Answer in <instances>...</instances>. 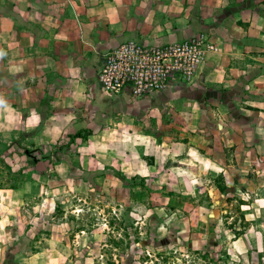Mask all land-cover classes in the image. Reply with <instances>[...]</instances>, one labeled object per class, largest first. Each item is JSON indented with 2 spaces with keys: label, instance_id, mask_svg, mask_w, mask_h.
Wrapping results in <instances>:
<instances>
[{
  "label": "crops",
  "instance_id": "0c3cea01",
  "mask_svg": "<svg viewBox=\"0 0 264 264\" xmlns=\"http://www.w3.org/2000/svg\"><path fill=\"white\" fill-rule=\"evenodd\" d=\"M202 32L215 51L190 82L134 97L97 80L119 43ZM108 171H156L162 186L172 177L199 196L180 219L192 231L179 238L181 251L226 244L242 264L261 253L257 232L232 222L227 205L237 201L243 223L259 219L255 201L264 210V0H0V264H85L89 236L70 238L72 224L57 217L68 191L55 180ZM206 220L227 238H207L198 229Z\"/></svg>",
  "mask_w": 264,
  "mask_h": 264
},
{
  "label": "rangeland",
  "instance_id": "374dc122",
  "mask_svg": "<svg viewBox=\"0 0 264 264\" xmlns=\"http://www.w3.org/2000/svg\"><path fill=\"white\" fill-rule=\"evenodd\" d=\"M23 167L15 172L20 173L16 176L17 180L21 178ZM155 174L158 173L153 171V175L146 178L138 175L129 178L120 172L108 171V177L59 180L63 181L61 184L55 180L57 187L65 185L68 191L63 193L65 197L59 195L61 201L57 203L59 205L57 217L72 224L70 238H74L76 232L80 233V229L89 236L85 238L87 243L81 252L82 260L87 257L85 264H109L111 260L115 262L114 255H117L119 264H242V260L229 259L224 249L226 244L221 249H215L209 244L200 250L194 249L192 245L186 251H181L182 244L179 238L186 236L188 232L191 234L192 231L185 224L186 221L182 222L180 219L182 215L190 214L192 204L196 203V201L193 203V200L199 196L192 197L186 187L183 193V190L175 185L172 177L167 181L169 184L162 186ZM9 178L14 179L12 176ZM16 179L14 180L17 181ZM197 181L207 183L202 177ZM6 183L12 184V181ZM199 195H203L201 201L206 204L205 195ZM79 197H82L81 201ZM258 202L254 203L258 209L256 208V211L251 209L250 213L254 217L258 215L259 219L246 223L239 219L241 212L240 209L237 210V201L233 200L227 205V214L234 216L232 222L233 220L240 222L241 227L244 226L245 229L253 228L257 232L256 238H260L263 242L261 253L255 254L251 251L252 248H249V253L252 252L249 256H253V260L248 264H264L261 259L262 256L264 257V210L259 208ZM81 204L83 211L77 216L68 212L73 205L75 208ZM61 206L64 208L60 209ZM198 227L200 231L207 233V238L220 237L219 232V235L215 236V225L208 220L200 221ZM158 238L166 239L170 243L169 247H160ZM220 238L227 237L223 233ZM171 239L174 241L171 242Z\"/></svg>",
  "mask_w": 264,
  "mask_h": 264
},
{
  "label": "built area",
  "instance_id": "2783aa9c",
  "mask_svg": "<svg viewBox=\"0 0 264 264\" xmlns=\"http://www.w3.org/2000/svg\"><path fill=\"white\" fill-rule=\"evenodd\" d=\"M214 51L203 32L163 44L127 40L105 54L97 80L109 92L128 89L134 97H142L164 90L171 79L190 82Z\"/></svg>",
  "mask_w": 264,
  "mask_h": 264
},
{
  "label": "trees",
  "instance_id": "16d2710c",
  "mask_svg": "<svg viewBox=\"0 0 264 264\" xmlns=\"http://www.w3.org/2000/svg\"><path fill=\"white\" fill-rule=\"evenodd\" d=\"M142 159H144L148 164L153 163V158L151 156H148L144 153L141 154ZM110 264H115L114 262H109Z\"/></svg>",
  "mask_w": 264,
  "mask_h": 264
}]
</instances>
